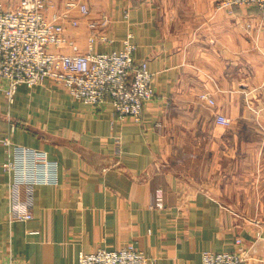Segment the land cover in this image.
<instances>
[{
  "label": "crops",
  "instance_id": "crops-1",
  "mask_svg": "<svg viewBox=\"0 0 264 264\" xmlns=\"http://www.w3.org/2000/svg\"><path fill=\"white\" fill-rule=\"evenodd\" d=\"M83 1L90 16L74 15L80 25L66 31L78 53L89 23L107 17L95 31L112 42L95 52H121L129 39L156 98L140 122L120 121L112 105L84 104L53 80L19 86L10 103L0 77V264H78L81 252L131 243L152 264H202L203 252H234L238 239L245 264H264V13L219 10L218 0ZM6 137L58 164L57 183L34 188L30 221L8 222ZM14 192L26 199L24 187Z\"/></svg>",
  "mask_w": 264,
  "mask_h": 264
},
{
  "label": "built area",
  "instance_id": "built-area-1",
  "mask_svg": "<svg viewBox=\"0 0 264 264\" xmlns=\"http://www.w3.org/2000/svg\"><path fill=\"white\" fill-rule=\"evenodd\" d=\"M53 6L54 0H20L15 9L0 2V77L9 82L8 101L13 103L21 85L34 88L53 80L84 104H110L120 121L132 117L140 122L145 106L156 98V92L148 63L134 60L136 46L127 39L121 52L96 53L98 40H112L106 34L98 36V23L90 22L93 32L88 38L87 52L78 53L66 31L68 26L80 25L74 15L90 16L89 6L83 0H64V13L49 14ZM243 6L264 13V0H221L218 9ZM108 24V18L103 17L100 25ZM67 47L75 53H63ZM200 99L211 106L216 104L208 94L200 95ZM217 122L223 126L231 124L222 115ZM1 144L8 154L3 164V171L10 178L8 222L30 221L34 188L56 184L58 164L50 161L45 152L14 145L10 137ZM17 186L24 187L25 200L15 196ZM156 200V207L164 209L162 189H157ZM236 245L234 252H203L202 264H245L247 252L242 240L238 239ZM78 264H152V259L131 243L114 251L102 248L93 253L81 252Z\"/></svg>",
  "mask_w": 264,
  "mask_h": 264
},
{
  "label": "rangeland",
  "instance_id": "rangeland-1",
  "mask_svg": "<svg viewBox=\"0 0 264 264\" xmlns=\"http://www.w3.org/2000/svg\"><path fill=\"white\" fill-rule=\"evenodd\" d=\"M220 1L221 0H218V4H217L218 7H219V4H220ZM16 7H17V5L15 7L12 6L11 8L15 9ZM64 11H65L64 4H63V6H58V4H55L54 3V6L51 8L49 14H52V13H55V12L64 13ZM66 21L68 22L67 19H66ZM107 26H101V25L98 24L97 27H96V29H98L100 27L101 28H106Z\"/></svg>",
  "mask_w": 264,
  "mask_h": 264
}]
</instances>
